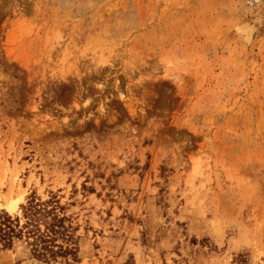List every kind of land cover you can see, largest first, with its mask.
Instances as JSON below:
<instances>
[{"label": "rangeland", "instance_id": "1", "mask_svg": "<svg viewBox=\"0 0 264 264\" xmlns=\"http://www.w3.org/2000/svg\"><path fill=\"white\" fill-rule=\"evenodd\" d=\"M33 192L78 264H264V0H0V203Z\"/></svg>", "mask_w": 264, "mask_h": 264}, {"label": "trees", "instance_id": "2", "mask_svg": "<svg viewBox=\"0 0 264 264\" xmlns=\"http://www.w3.org/2000/svg\"><path fill=\"white\" fill-rule=\"evenodd\" d=\"M19 211L20 214L15 216L0 212V251L16 254L15 264L25 261L39 264L80 262L79 227L67 214L68 205H62L56 193L50 192L42 199L33 192Z\"/></svg>", "mask_w": 264, "mask_h": 264}, {"label": "bare ground", "instance_id": "3", "mask_svg": "<svg viewBox=\"0 0 264 264\" xmlns=\"http://www.w3.org/2000/svg\"><path fill=\"white\" fill-rule=\"evenodd\" d=\"M247 27L245 26L244 28ZM251 30L253 32L254 28H251ZM20 201H21L20 197L16 199H6L4 203H0V208L4 209L8 213H15L17 212Z\"/></svg>", "mask_w": 264, "mask_h": 264}]
</instances>
